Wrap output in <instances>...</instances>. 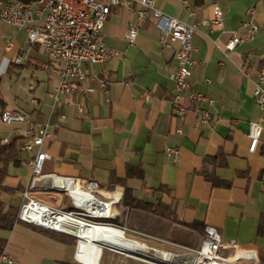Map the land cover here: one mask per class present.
Masks as SVG:
<instances>
[{
    "label": "crops",
    "instance_id": "obj_1",
    "mask_svg": "<svg viewBox=\"0 0 264 264\" xmlns=\"http://www.w3.org/2000/svg\"><path fill=\"white\" fill-rule=\"evenodd\" d=\"M214 2L224 11L225 25L204 27L194 35L196 65L190 79L193 91L215 100L209 124H196L195 105L186 117L177 116L172 103L175 84L169 78L176 66L174 50L161 45L155 19L139 25L128 8L112 7L104 41L117 54L88 68L87 84L94 92L69 94L56 110L50 94L58 76L48 67L51 63L41 47L33 45L23 63H15L27 32L0 26V84L8 87L0 88V145L16 139L21 162L34 156L22 149L28 123H4L5 110L25 112L39 123L50 122L51 135L43 150L51 158L44 162L45 178L35 196L54 200L42 197L40 190L62 195L52 189L54 177L74 179L77 184L96 182L104 197L122 199L125 188L130 187L136 198L171 205L181 221L216 227L225 243L254 249L251 264H264V112L258 108L254 92L258 74L264 72V0H157L156 7L195 23L214 16ZM245 22L258 26L255 38L227 51L225 44L233 35L244 33ZM131 25L139 26L134 44L127 40ZM10 39L14 47L5 51ZM99 79L107 80L108 93L100 88ZM33 98L38 105L31 102ZM252 121L262 127L254 151L249 136ZM167 145L180 149L178 162L166 157ZM21 162L10 167L3 182L15 190L14 194H1L7 205L21 206V192L32 179L30 167ZM129 168L143 175H129ZM207 173L229 185H214L205 177ZM113 209L118 223H109L110 228L143 242L159 239L138 230L141 221L154 220L157 215L130 209L121 201ZM0 236L8 240L4 252L12 264H80L75 259L76 241H68L60 232L18 222L11 230L0 228ZM85 241L80 240L77 254H90L96 263L151 264L110 247L99 261L104 247ZM242 253L238 250L231 260Z\"/></svg>",
    "mask_w": 264,
    "mask_h": 264
},
{
    "label": "built area",
    "instance_id": "obj_2",
    "mask_svg": "<svg viewBox=\"0 0 264 264\" xmlns=\"http://www.w3.org/2000/svg\"><path fill=\"white\" fill-rule=\"evenodd\" d=\"M157 0H0V20L15 30L27 32L26 43L20 48L14 58V62L22 64L28 56L33 45H39L51 65L48 67L58 76V84L50 96L54 100V109H59L64 103L65 96L78 92L84 96L96 89L87 84L89 77L88 68L102 64L114 54L107 48L104 41V29L108 21L111 8L124 6L136 14L139 25L146 24L155 19L160 31V43L166 49L174 50L176 66L170 72L169 78L174 82L172 103L177 116L186 117L195 105L196 124H209L213 121L212 108L215 100L203 92L193 91L190 87V79L193 68L196 65L193 42L194 35L201 28L212 29L214 26L225 25V14L219 3L214 2V16L205 18L195 23H186L176 17L168 15L156 7ZM245 31L242 34L233 35L225 44L227 51H233L238 45L255 38L258 26L252 22L244 23ZM139 34V26L131 25L127 34V40L134 44ZM14 47L12 39L6 42L5 51H11ZM250 78V73L244 71ZM100 88L107 91L108 82L99 79ZM255 96L258 108L264 112V72H260L255 81ZM31 102L39 104L37 98ZM79 111L83 112L82 106ZM1 120L6 124L15 122H27L26 142L22 149L33 153L30 160L22 161V165L29 166L32 179L29 186L21 192L22 203L18 213L19 221L33 224L39 227L54 230L76 238L75 259L80 264H99L91 258L90 254L80 256L77 247L81 237L75 229L66 224L65 218L85 223L94 227H108L109 223L117 220L113 209L114 205L121 201L120 196L104 197L96 182H83L85 189L91 193L98 204L95 211H90L78 202L71 191L67 190L70 197L71 209L63 208L57 201L41 199L34 192L41 186L45 178L43 166L51 155L43 150V145L51 133L50 122L39 123L22 111L5 110ZM179 132H182L179 129ZM262 127L259 122L250 123L251 150L254 151L260 141ZM165 155L168 159L178 162L181 157L180 149L167 145ZM73 181H75L73 179ZM106 209H113L112 219H106V224H89L88 214L105 216ZM109 221V222H108ZM238 250L242 255L231 260L230 256ZM255 251L243 245L227 244L223 241L218 229L206 226L203 241L197 252L196 264H251ZM0 261L12 264L14 261L4 253L0 255ZM100 261V260H99ZM157 264V263H155Z\"/></svg>",
    "mask_w": 264,
    "mask_h": 264
},
{
    "label": "rangeland",
    "instance_id": "obj_3",
    "mask_svg": "<svg viewBox=\"0 0 264 264\" xmlns=\"http://www.w3.org/2000/svg\"><path fill=\"white\" fill-rule=\"evenodd\" d=\"M0 26L2 30H9L10 27H8L6 24H4L0 20ZM5 80H8V76L4 77ZM0 88H8L7 85H2L0 84ZM81 189H85V186L81 183H79ZM41 192L42 197H46L48 199H57V201L60 203V205L65 208V209H71V202H70V197L68 195L67 191H62L61 194H54L56 198H53V194L49 192L53 191H39ZM40 196V194H38ZM174 216L171 215L169 219L163 218L160 216H157L158 218H153L154 220L146 219L145 221H141L138 225V230H141L142 232H147L148 234H153V236L159 238L157 240H151L149 238V241H145L149 247L148 252L145 253L143 252L142 254H146L147 258L143 257L142 255L139 254H131L135 257L141 258L148 260L151 264H162L159 262H156L153 260L154 258H159L161 257L160 253L168 252V253H173L179 256L180 259H175L172 260L170 264H186V261L190 260L193 261V259L196 260L197 258V252L199 251L202 241H203V236L201 235L200 232L197 230H194L192 228H189L181 223L179 221H174ZM92 222H96L98 224H106V220L100 219V220H95L94 218H88ZM109 222V221H108ZM118 223V221H114ZM128 237V236H127ZM130 238V237H128ZM134 239V238H130ZM137 240V239H134ZM84 241V240H83ZM88 241V240H87ZM85 241V244L92 243L91 245H97L99 247H104L100 261L103 260L104 255L106 254L107 251H110L109 247L94 243V242H87ZM139 241V240H138ZM143 242V241H141ZM94 243V244H93ZM96 246V247H97ZM160 252H158V251ZM165 250V251H164ZM117 255H120L122 257H125L124 254L117 253ZM159 256V257H158ZM192 257V258H191ZM192 259V260H191ZM231 264H237V263H231Z\"/></svg>",
    "mask_w": 264,
    "mask_h": 264
},
{
    "label": "trees",
    "instance_id": "obj_4",
    "mask_svg": "<svg viewBox=\"0 0 264 264\" xmlns=\"http://www.w3.org/2000/svg\"><path fill=\"white\" fill-rule=\"evenodd\" d=\"M21 162V151L17 145L16 139L11 141L10 143L0 145V228L11 230L19 221L18 213L20 207L14 203L9 205L5 204L1 200V194H14L15 190L10 189L4 185L5 178L10 174V167L13 165H18ZM129 175H137L141 177L143 174L140 170H136L134 168H129ZM205 177L212 181L214 185H229V183H225L220 181L218 178L214 177L211 174H205ZM123 205L130 209H138L146 212H150L154 215L169 219L171 215H175L174 209L171 205L164 203L159 200L156 203L146 202L139 198H136L133 195V190L130 187L125 188L124 195L121 199ZM174 221H179V223L197 230L202 235L204 234L206 226L200 222H184L174 216ZM63 234V233H62ZM68 237V241L75 242L76 238L67 234H63ZM7 238L0 236V255L4 253L5 248L7 246Z\"/></svg>",
    "mask_w": 264,
    "mask_h": 264
},
{
    "label": "bare ground",
    "instance_id": "obj_5",
    "mask_svg": "<svg viewBox=\"0 0 264 264\" xmlns=\"http://www.w3.org/2000/svg\"><path fill=\"white\" fill-rule=\"evenodd\" d=\"M59 181H55L57 184ZM67 189L72 192L74 198L80 202L82 205L87 207L90 211H95V207L98 202L95 198L89 193L86 189H81L80 185L75 183L73 180H69L67 183ZM113 217V209H106L105 216H98L96 214H88V218H94L95 220H106L112 219ZM65 222L67 225L75 229V232L80 235L81 239H85L94 243L102 244L107 247L116 249L118 251L126 252L127 250H133L140 253H147L148 252V245L144 242L130 239L128 238L121 230L115 228H108V227H94L91 225H87L85 223L77 222L71 220L69 218H65ZM89 224H98L96 222H92L88 219ZM161 259L165 261H172L175 259H180L178 255L173 253H160ZM159 257V256H158ZM192 258V257H191ZM159 259V258H157ZM192 260V259H191ZM195 261V259H193ZM186 261V263H188ZM193 264H196L194 262ZM207 264V263H206Z\"/></svg>",
    "mask_w": 264,
    "mask_h": 264
},
{
    "label": "water",
    "instance_id": "obj_6",
    "mask_svg": "<svg viewBox=\"0 0 264 264\" xmlns=\"http://www.w3.org/2000/svg\"><path fill=\"white\" fill-rule=\"evenodd\" d=\"M69 180H73V179H67V178H61V177H54V185L52 187V189H55V190H60V191H67V183ZM55 181H59L58 184L55 183ZM127 253H131V254H139V255H142L143 257L147 258L149 256H147L146 254H142L140 252H136V251H133V250H127ZM153 260H155L156 262H159V263H162V264H170L171 262H166V261H163V260H160V259H157V258H154ZM174 264V263H172Z\"/></svg>",
    "mask_w": 264,
    "mask_h": 264
}]
</instances>
